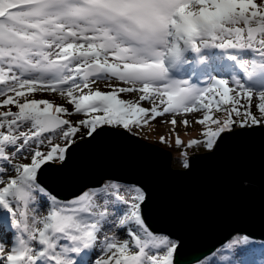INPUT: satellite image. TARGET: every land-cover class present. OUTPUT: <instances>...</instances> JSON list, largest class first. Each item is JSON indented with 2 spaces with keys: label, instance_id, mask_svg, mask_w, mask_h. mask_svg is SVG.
Wrapping results in <instances>:
<instances>
[{
  "label": "snow or ice",
  "instance_id": "snow-or-ice-1",
  "mask_svg": "<svg viewBox=\"0 0 264 264\" xmlns=\"http://www.w3.org/2000/svg\"><path fill=\"white\" fill-rule=\"evenodd\" d=\"M257 143L264 0H0V264H264V200L259 231L191 246L149 176L84 159L132 147L183 175Z\"/></svg>",
  "mask_w": 264,
  "mask_h": 264
},
{
  "label": "water",
  "instance_id": "water-1",
  "mask_svg": "<svg viewBox=\"0 0 264 264\" xmlns=\"http://www.w3.org/2000/svg\"><path fill=\"white\" fill-rule=\"evenodd\" d=\"M84 159L93 170L119 173L132 169L149 176L166 205L172 226L185 234L191 246L215 243L232 228L260 229L264 160L258 143L216 160H200L193 171L183 175L165 173L162 161L132 147H115ZM238 168L249 173L253 186L243 190L236 186L233 173ZM95 178L92 172L89 179Z\"/></svg>",
  "mask_w": 264,
  "mask_h": 264
},
{
  "label": "rangeland",
  "instance_id": "rangeland-1",
  "mask_svg": "<svg viewBox=\"0 0 264 264\" xmlns=\"http://www.w3.org/2000/svg\"><path fill=\"white\" fill-rule=\"evenodd\" d=\"M125 98H128L127 96ZM159 123V120H158ZM167 127L169 130H171V125H163L161 124L160 127H156L155 125H149L148 128L145 129V131L147 132V136L145 138V142L150 143L152 145L158 146L166 151H168L171 154V157H176L179 155L180 152V148H178L177 146H175V136L172 135L170 137L171 141H172V146H169V144L166 143H160L158 140V136L160 134H163V129ZM180 129V135L181 138L186 141L190 135H194L195 134V129H192L190 132H186L184 130V126L180 125L179 126ZM181 167V165L178 162H174L171 161V168L173 169H179Z\"/></svg>",
  "mask_w": 264,
  "mask_h": 264
}]
</instances>
